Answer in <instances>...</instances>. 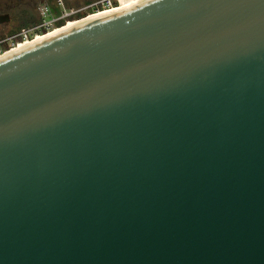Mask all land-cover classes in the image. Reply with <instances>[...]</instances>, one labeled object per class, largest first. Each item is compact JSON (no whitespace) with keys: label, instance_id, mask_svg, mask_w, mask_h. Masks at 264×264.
Returning <instances> with one entry per match:
<instances>
[{"label":"water","instance_id":"water-1","mask_svg":"<svg viewBox=\"0 0 264 264\" xmlns=\"http://www.w3.org/2000/svg\"><path fill=\"white\" fill-rule=\"evenodd\" d=\"M121 2L0 58V264H264V0Z\"/></svg>","mask_w":264,"mask_h":264},{"label":"built area","instance_id":"built-area-1","mask_svg":"<svg viewBox=\"0 0 264 264\" xmlns=\"http://www.w3.org/2000/svg\"><path fill=\"white\" fill-rule=\"evenodd\" d=\"M56 3L62 7V11L59 16L54 17L51 14L47 0H40L37 5V17L39 21L32 26L21 27L16 33L6 38V40L10 41L9 49L17 46L19 43H24L38 35H43L54 30L61 25L56 26L57 22L62 21V23H65L67 20L77 19L78 16L81 18L89 13L114 9L120 5V0H93L86 5L78 8H69L68 10L64 8L63 0H56Z\"/></svg>","mask_w":264,"mask_h":264},{"label":"rangeland","instance_id":"rangeland-1","mask_svg":"<svg viewBox=\"0 0 264 264\" xmlns=\"http://www.w3.org/2000/svg\"><path fill=\"white\" fill-rule=\"evenodd\" d=\"M39 1L40 0H0V5L4 8V10L6 7H11L12 5L16 4L17 7L15 6L16 8L13 10L15 11L19 9L20 12L16 18H11L8 23L5 22L4 24H0V54L3 53L4 51H7V49H9L10 41L6 40V38L16 33L21 27H26L23 24V18L25 15H31V14L29 12L25 13L23 11L33 10L34 12V9H37L36 7L39 4ZM73 1L74 0H63L65 6L64 8L68 10L70 5H73ZM47 3L50 7L52 16L54 17L59 16L62 11V7L57 5L56 0H47ZM36 12L37 11L35 10V13ZM60 24H63L62 21L57 22L55 25L58 26ZM3 40L6 41L1 42Z\"/></svg>","mask_w":264,"mask_h":264},{"label":"bare ground","instance_id":"bare-ground-1","mask_svg":"<svg viewBox=\"0 0 264 264\" xmlns=\"http://www.w3.org/2000/svg\"><path fill=\"white\" fill-rule=\"evenodd\" d=\"M127 3H128V6L129 8L138 4L139 2L143 1V0H126ZM121 10H125V7L124 5L122 4L121 0H120V5L114 9H111V10H108V11H103V12H95V13H89L81 18H78V19H75V20H67L65 23L61 24L59 27L55 28L54 30L46 33V34H43V35H38L36 36L35 38H33L32 40H28L24 43H19L17 46H14L13 48H10V49H7V51H4L3 53L0 54V58L2 56H5L7 54H10V53H13V52H16L18 50H21L25 47H28L36 42H39L41 40H44L48 37H51V36H54L58 33H61L65 30H68L70 28H73L79 24H82V23H85L89 20H93V19H96V18H99V17H103L105 15H108V14H111V13H114V12H118V11H121ZM32 41V42H31Z\"/></svg>","mask_w":264,"mask_h":264},{"label":"trees","instance_id":"trees-1","mask_svg":"<svg viewBox=\"0 0 264 264\" xmlns=\"http://www.w3.org/2000/svg\"><path fill=\"white\" fill-rule=\"evenodd\" d=\"M92 1L93 0H74L73 5H70L69 8H78L80 6H83V5L90 3ZM78 18H80V17L78 16L77 19ZM38 21H39L38 18L36 19L35 17H32L30 15H25L23 18L24 26H32V25L36 24Z\"/></svg>","mask_w":264,"mask_h":264},{"label":"flooded vegetation","instance_id":"flooded-vegetation-1","mask_svg":"<svg viewBox=\"0 0 264 264\" xmlns=\"http://www.w3.org/2000/svg\"><path fill=\"white\" fill-rule=\"evenodd\" d=\"M15 2H17V1H15ZM15 6H16V4L15 5H12L11 7H6L5 10H4V8L0 5V16L8 15L9 20L6 23H8L11 18H16L17 15H19V13H20L19 12V9L18 10H15V11L13 10V9H15L17 7V6L15 7ZM35 10L37 11V9H34V12H33V10L32 11L31 10L30 11L25 10L23 12H25V13L26 12H29L31 14L30 16L35 17L37 19L38 18L37 17V12L35 13Z\"/></svg>","mask_w":264,"mask_h":264}]
</instances>
